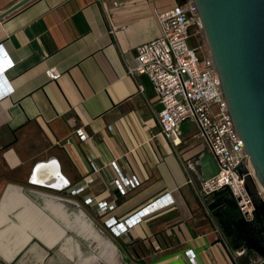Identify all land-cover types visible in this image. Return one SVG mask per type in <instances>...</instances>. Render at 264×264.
I'll return each instance as SVG.
<instances>
[{
    "label": "crops",
    "instance_id": "1",
    "mask_svg": "<svg viewBox=\"0 0 264 264\" xmlns=\"http://www.w3.org/2000/svg\"><path fill=\"white\" fill-rule=\"evenodd\" d=\"M18 1L0 0V13ZM114 1L121 4L116 7ZM177 3L30 0L0 18V43L13 61L4 76L14 88L0 100V232L17 221L15 215L40 212L54 235L48 242L26 231L25 240L9 257L0 253V264H112L107 254L116 251L120 257L116 244L132 241L136 244L127 247L129 252L148 251L146 260H159L158 264H256L253 254L238 251L230 256L220 244L202 249V239L193 240L183 224L176 225L187 221L209 242L216 238L214 230L200 225L199 194L187 183L190 174L199 184L196 155L206 148L199 139L181 147L191 141L183 134L181 146L165 139L159 133L158 95L146 76L126 72L135 47L160 34L157 14ZM50 67L62 73L58 80L46 77L44 71ZM77 128L92 138L79 141ZM195 133L196 129L193 138ZM52 158L60 178L51 176L47 163ZM111 161L123 175H136L140 184L122 194L112 182ZM40 163L47 166L36 176L43 185L32 179ZM86 176L94 181L72 195ZM62 179L68 185L65 190L48 187L62 185ZM163 194L173 203L143 213L126 232L112 235L104 226L108 217L119 221ZM87 196L93 199L91 205L83 203ZM101 199L115 203L103 216L95 207ZM82 238L91 241L86 246Z\"/></svg>",
    "mask_w": 264,
    "mask_h": 264
},
{
    "label": "built area",
    "instance_id": "2",
    "mask_svg": "<svg viewBox=\"0 0 264 264\" xmlns=\"http://www.w3.org/2000/svg\"><path fill=\"white\" fill-rule=\"evenodd\" d=\"M113 4L117 7L121 3L114 1ZM157 18L160 34L135 47L132 61L126 62V72L131 76L137 74L146 76L158 95L161 103L158 112L159 133L165 139L174 146H179L182 143L181 125L189 120L196 129L194 137L201 140L203 146L213 155L218 165L217 173L197 185L188 174L187 183L196 189L197 194H210L228 186L240 211L246 219H250L253 203L246 187L263 199L264 188L254 177L209 49L200 56L197 47L191 45L192 36L203 32L196 4L193 0L177 3L158 13ZM12 66L11 57L0 43V100L14 91L4 76ZM44 73L51 81L58 80L62 74L54 67L45 69ZM138 89L144 90L141 83H138ZM74 134L81 142L92 138L83 128L75 129ZM240 162L248 170V175H240L236 170ZM110 166L115 173L112 182L122 194L140 184V179L136 175L128 177L123 175L115 161H111ZM248 180L251 186L248 185ZM93 181L92 176H86L83 184L72 189L70 193L74 195L85 191ZM92 201V197L88 196L83 199L85 205H91ZM172 203L173 199L163 194L128 217H123L119 221L108 217L103 224L112 235L117 236L126 232L127 226L140 220L143 213ZM114 206L115 203L107 199L95 203L97 212L102 216ZM191 261L194 262L193 259Z\"/></svg>",
    "mask_w": 264,
    "mask_h": 264
},
{
    "label": "water",
    "instance_id": "3",
    "mask_svg": "<svg viewBox=\"0 0 264 264\" xmlns=\"http://www.w3.org/2000/svg\"><path fill=\"white\" fill-rule=\"evenodd\" d=\"M28 1H18L0 13V18ZM193 1L234 126L243 142L254 177L264 188V0ZM196 157L200 168L199 181L217 173L218 165L207 149L200 150ZM47 164L53 171L52 177H62L56 160L52 158ZM43 166L46 165L40 163L34 168L33 183L42 184L36 176ZM236 170L240 175H248L242 162L237 164ZM67 186L63 179L62 185H48L56 191H63ZM246 189L253 203L250 219L242 214L228 186L198 195L203 211L200 225L214 230V241L209 242L205 234H198L187 221L176 225L183 224L193 240L202 239V249L220 244L230 256L236 257L238 251H243L244 255L253 254L256 264H264V199L253 194L248 187ZM134 243L116 244L120 264H158L159 260H146L151 256L148 251L133 249L129 252L127 247Z\"/></svg>",
    "mask_w": 264,
    "mask_h": 264
},
{
    "label": "bare ground",
    "instance_id": "4",
    "mask_svg": "<svg viewBox=\"0 0 264 264\" xmlns=\"http://www.w3.org/2000/svg\"><path fill=\"white\" fill-rule=\"evenodd\" d=\"M43 195V194H41ZM51 198V196H50ZM53 202V201H52ZM28 203V202H27ZM26 203V204H27ZM30 203V202H29ZM32 204V203H31ZM34 204V203H33ZM27 205H30V204H27ZM25 205V206H27ZM22 206V205H21ZM32 206V205H31ZM48 206L50 207L51 211L54 210L56 211V207L54 206V204L52 205V203L50 204L49 201H48ZM60 206V205H59ZM30 207V206H29ZM28 207V208H29ZM34 207L35 205L31 208H29L30 210L33 209L34 210ZM27 207L25 208L28 209ZM39 208V207H38ZM47 208V207H46ZM62 208V206H61ZM28 209V211H30ZM37 209V207H36ZM17 210V209H16ZM33 210L31 212H33ZM39 210V209H37ZM79 210V209H78ZM20 211V209H19ZM18 211V212H19ZM27 211V210H26ZM27 211V212H28ZM42 211V210H41ZM61 211V210H60ZM36 212V211H35ZM34 212V213H35ZM39 212V211H38ZM37 213V212H36ZM55 213V212H54ZM58 213V212H57ZM82 213V212H81ZM16 214H18L16 212ZM23 214V213H22ZM25 215H15L16 218H17V221L16 222H13L11 221L12 224L10 225H7V227L5 226L4 230H2L0 232V253L2 252L3 255L5 256H10L9 253L11 251H13L17 246L20 245V243L25 240V237H26V231L30 230V231H34L35 234L37 233L42 239L44 240H47L48 242H50L53 238L52 236L54 237L53 235V231H52V227L44 220H42L41 218H39L40 216V212L38 213V216L37 215H26L27 213H24ZM56 214V213H55ZM83 214V213H82ZM64 215V214H63ZM66 215V214H65ZM81 215V214H80ZM42 216V215H41ZM48 216V215H47ZM50 216V215H49ZM60 216V215H59ZM50 218V217H49ZM61 218V217H60ZM75 218V217H74ZM44 219V218H43ZM2 220V216L0 215V221ZM11 220V219H9ZM48 220V219H47ZM62 220V219H61ZM69 220V219H68ZM63 221V220H62ZM81 221V220H80ZM75 222V221H74ZM83 222V221H82ZM84 223V222H83ZM54 224V223H53ZM52 224V225H53ZM67 224V223H66ZM78 224V223H77ZM56 225V224H55ZM81 225V224H79ZM72 226V225H71ZM74 226V225H73ZM85 226V225H84ZM82 226V227H84ZM55 230V229H54ZM29 231V232H30ZM60 231V230H59ZM63 231V230H62ZM80 232V231H79ZM78 232V233H79ZM28 233V232H27ZM55 233V232H54ZM57 233V232H56ZM55 233V234H56ZM62 233V232H60ZM29 234V233H28ZM34 234V235H35ZM59 234V232L57 233ZM56 234V235H57ZM63 234V233H62ZM61 234V235H62ZM86 234V233H85ZM55 235V236H56ZM30 236V235H29ZM28 236V237H29ZM37 237V235H36ZM61 237V236H60ZM67 240V239H66ZM41 241V240H40ZM47 242V243H48ZM45 243V241H44ZM67 244V242H66ZM63 246V245H61ZM20 247V246H19ZM78 247V246H77ZM115 249V248H114ZM113 251V250H112ZM114 252V251H113ZM115 254H118L116 251L114 252ZM4 257V256H3ZM96 261V260H95ZM103 262V261H101ZM103 264V263H101Z\"/></svg>",
    "mask_w": 264,
    "mask_h": 264
},
{
    "label": "rangeland",
    "instance_id": "5",
    "mask_svg": "<svg viewBox=\"0 0 264 264\" xmlns=\"http://www.w3.org/2000/svg\"><path fill=\"white\" fill-rule=\"evenodd\" d=\"M191 45L194 47H197V51H198V54L200 56L204 55L206 53V51L209 49L203 32L197 33L196 35L192 36ZM181 130H182L183 137H186V136L191 137L190 138L191 141H187V143H185L183 145L181 144L182 145V146L180 145L181 147L187 146V145H189V143H193L195 141H198V139L196 137L193 138L191 136L195 132V126L191 121L187 120V121L183 122L181 125ZM247 183L249 186H251V183L249 180L247 181ZM82 241L87 246L91 240H89L88 238H85V239L82 238ZM106 257L111 261L112 264H120V262H119L120 259H119L118 254L108 253ZM84 264H86V263H84Z\"/></svg>",
    "mask_w": 264,
    "mask_h": 264
},
{
    "label": "flooded vegetation",
    "instance_id": "6",
    "mask_svg": "<svg viewBox=\"0 0 264 264\" xmlns=\"http://www.w3.org/2000/svg\"><path fill=\"white\" fill-rule=\"evenodd\" d=\"M189 163L194 164V161L193 160H189Z\"/></svg>",
    "mask_w": 264,
    "mask_h": 264
},
{
    "label": "trees",
    "instance_id": "7",
    "mask_svg": "<svg viewBox=\"0 0 264 264\" xmlns=\"http://www.w3.org/2000/svg\"><path fill=\"white\" fill-rule=\"evenodd\" d=\"M186 0H179V3L185 2Z\"/></svg>",
    "mask_w": 264,
    "mask_h": 264
}]
</instances>
